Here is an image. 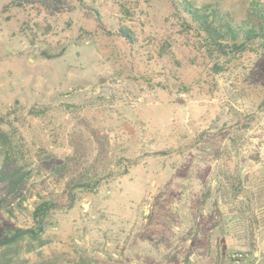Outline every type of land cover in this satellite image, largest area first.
<instances>
[{"label": "rangeland", "instance_id": "rangeland-1", "mask_svg": "<svg viewBox=\"0 0 264 264\" xmlns=\"http://www.w3.org/2000/svg\"><path fill=\"white\" fill-rule=\"evenodd\" d=\"M67 2L0 0V238L56 206L1 259L264 264V41L215 51L175 6L264 0Z\"/></svg>", "mask_w": 264, "mask_h": 264}, {"label": "trees", "instance_id": "trees-1", "mask_svg": "<svg viewBox=\"0 0 264 264\" xmlns=\"http://www.w3.org/2000/svg\"><path fill=\"white\" fill-rule=\"evenodd\" d=\"M18 1V0H13ZM29 3H38L44 6L51 13H59L71 10L73 7L67 0H27ZM23 5L22 2H17ZM176 3V2H175ZM176 8L182 10L190 19L187 24L198 30L200 34L204 33L215 51L227 54L241 50L246 43L254 40L264 41V5L255 4L249 12L248 17L240 23H234L228 15L219 13L215 10L207 12L208 7H193L190 4ZM195 24V26H192ZM121 34L128 40H132L131 35L126 30H121ZM242 39V40H241ZM241 40V41H240ZM0 129V139L2 138ZM56 206L51 201L41 202L35 212V225L30 228H19L3 238H0V250H11L20 247L23 242L36 241L38 247L44 244L43 235L47 230L46 218L50 210ZM32 241V242H31ZM33 249V248H32ZM35 249V248H34ZM0 264H31L27 260L9 259L0 257ZM32 264H58L53 260H43Z\"/></svg>", "mask_w": 264, "mask_h": 264}, {"label": "built area", "instance_id": "built-area-1", "mask_svg": "<svg viewBox=\"0 0 264 264\" xmlns=\"http://www.w3.org/2000/svg\"><path fill=\"white\" fill-rule=\"evenodd\" d=\"M242 255H240V257H241Z\"/></svg>", "mask_w": 264, "mask_h": 264}]
</instances>
